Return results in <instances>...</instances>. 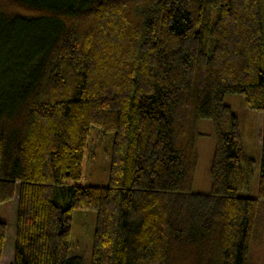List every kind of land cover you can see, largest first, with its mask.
Wrapping results in <instances>:
<instances>
[{
    "label": "trees",
    "instance_id": "trees-1",
    "mask_svg": "<svg viewBox=\"0 0 264 264\" xmlns=\"http://www.w3.org/2000/svg\"><path fill=\"white\" fill-rule=\"evenodd\" d=\"M240 94L264 113V0H0V210L18 196L13 264L70 256L95 211L91 264H248L264 201V122L243 148ZM209 194L192 193L199 121ZM92 129L113 133L107 187L86 184ZM8 224L1 219L0 260Z\"/></svg>",
    "mask_w": 264,
    "mask_h": 264
},
{
    "label": "rangeland",
    "instance_id": "rangeland-1",
    "mask_svg": "<svg viewBox=\"0 0 264 264\" xmlns=\"http://www.w3.org/2000/svg\"><path fill=\"white\" fill-rule=\"evenodd\" d=\"M225 103L230 105L239 122L244 151L256 161L254 177L247 191L239 192L243 198H257L260 160L262 153V130L264 113L250 109L243 95L227 93ZM197 152L198 161L192 193L209 194L211 191L210 168L215 149L213 123L210 119L199 121ZM114 135L100 129H92L89 140V159L86 169V184L107 187L112 157ZM18 196L1 207V219L8 224L7 240L0 264H13L18 217ZM96 226V212L75 210L70 231V256L80 257L84 264H91L92 244ZM248 264H264V201L259 202L255 231L251 241Z\"/></svg>",
    "mask_w": 264,
    "mask_h": 264
}]
</instances>
